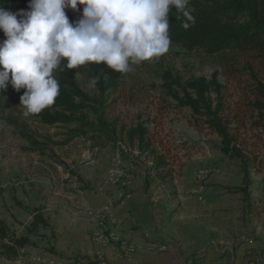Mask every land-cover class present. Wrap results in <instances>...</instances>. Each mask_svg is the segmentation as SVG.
Masks as SVG:
<instances>
[{
    "label": "rangeland",
    "instance_id": "374dc122",
    "mask_svg": "<svg viewBox=\"0 0 264 264\" xmlns=\"http://www.w3.org/2000/svg\"><path fill=\"white\" fill-rule=\"evenodd\" d=\"M85 66L76 77L91 94ZM132 69L123 77L116 114L151 131L158 114L161 138L176 156L172 185L150 173L148 193L137 195L150 167L144 159L122 145L95 148L76 137L75 125L27 120L23 92L7 91L0 99V227L8 238L0 237V264H264V159L252 176L254 208L247 212L235 189L238 165L220 154L218 137L197 131L191 111L175 107L162 91L168 74L211 79L219 67L201 53L170 46ZM20 239L29 245L8 254L3 245Z\"/></svg>",
    "mask_w": 264,
    "mask_h": 264
},
{
    "label": "trees",
    "instance_id": "16d2710c",
    "mask_svg": "<svg viewBox=\"0 0 264 264\" xmlns=\"http://www.w3.org/2000/svg\"><path fill=\"white\" fill-rule=\"evenodd\" d=\"M29 3L30 0H0V8L18 13L29 11ZM83 7L78 5L79 11L75 12L67 9L69 20L82 15ZM187 10L195 17V24L187 30L181 26L185 18L176 19L174 7L169 13L170 46L209 57L220 72L211 79L186 81L168 74L163 77L162 91L175 107L191 111L189 122L197 131L219 138L220 154L238 165L241 182L235 189L245 200L246 211L249 208L251 212L252 176L262 170L264 159V0H190ZM4 39L0 30V41ZM65 65L66 61L62 62L54 73L60 85L55 103L39 114L24 117L48 126L75 125L76 137L88 139L95 148L122 145L131 154L136 153V159L150 164L143 181L145 194L150 187V173L164 185H172L176 156L170 154L161 138L158 114L151 120L155 125L152 131L142 123L126 124L116 114L126 74L104 64H86L92 83L91 94H86L76 77L78 68L68 69ZM7 91L15 90L9 84L6 91L0 92V99ZM36 220L46 224L42 218ZM0 237L4 241L8 238L4 226L0 227ZM27 245V240L20 239L7 241L3 247L8 254L16 255Z\"/></svg>",
    "mask_w": 264,
    "mask_h": 264
},
{
    "label": "clouds",
    "instance_id": "9594fccd",
    "mask_svg": "<svg viewBox=\"0 0 264 264\" xmlns=\"http://www.w3.org/2000/svg\"><path fill=\"white\" fill-rule=\"evenodd\" d=\"M190 0H30L29 11L0 8V92H19L23 115L39 114L60 93L54 73L90 63L127 74L132 65L151 62L169 51V13L187 30L195 17ZM82 16L70 22L67 9ZM19 17V19H18Z\"/></svg>",
    "mask_w": 264,
    "mask_h": 264
},
{
    "label": "crops",
    "instance_id": "0c3cea01",
    "mask_svg": "<svg viewBox=\"0 0 264 264\" xmlns=\"http://www.w3.org/2000/svg\"><path fill=\"white\" fill-rule=\"evenodd\" d=\"M143 181H144V177H143V179L141 180V186H142V189L139 187L138 189H136V190H134L135 191V193L137 194V195H142L143 194ZM163 187V186H162ZM187 188H188V186H186ZM160 188V187H159ZM187 194H188V192H187ZM241 251V256L239 255L238 256V258L239 259H241V261H244V259H246L245 258V254H244V250H240ZM239 253V252H238Z\"/></svg>",
    "mask_w": 264,
    "mask_h": 264
}]
</instances>
